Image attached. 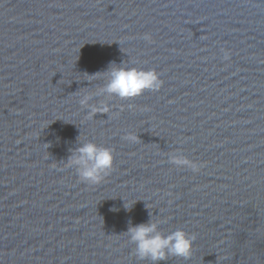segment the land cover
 Masks as SVG:
<instances>
[{"label": "water", "instance_id": "water-1", "mask_svg": "<svg viewBox=\"0 0 264 264\" xmlns=\"http://www.w3.org/2000/svg\"><path fill=\"white\" fill-rule=\"evenodd\" d=\"M112 61L163 84L89 117ZM78 136L113 149L99 184ZM149 213L196 236L158 264H264V0H0V264H150L124 233Z\"/></svg>", "mask_w": 264, "mask_h": 264}, {"label": "clouds", "instance_id": "clouds-1", "mask_svg": "<svg viewBox=\"0 0 264 264\" xmlns=\"http://www.w3.org/2000/svg\"><path fill=\"white\" fill-rule=\"evenodd\" d=\"M143 38L151 42L150 33H145ZM223 59L230 58V52L223 50ZM104 74V84L94 94H84L79 99V104L89 109V117L96 113H109L111 106L108 102H101L96 105L89 103L93 96L111 98L113 96L120 99H130L137 97L145 90L158 91L163 81L155 69H145L142 67L130 66L125 62L117 64L115 61L109 63L106 70L88 74L89 77H95L97 74ZM89 81V80H88ZM131 108L132 106L129 105ZM129 142H136L138 137L134 133H126L123 137ZM78 146L70 149V155L66 161H63L64 167L75 168L79 179L89 184H99L110 174L114 164V152L111 147L97 144L88 139H80ZM168 160L177 167L190 168L194 173L199 172L204 166L203 162H198L174 150L168 153ZM126 210H131L132 205L125 206ZM165 219H153L152 213H149L147 222H141L133 225L129 220L128 228L124 232L129 242L135 244L134 254L141 261H149L150 264H158L159 261H166L169 257H183L188 259L191 255L192 246L196 239L195 234H189L182 228H176L174 231L165 234L159 227Z\"/></svg>", "mask_w": 264, "mask_h": 264}]
</instances>
